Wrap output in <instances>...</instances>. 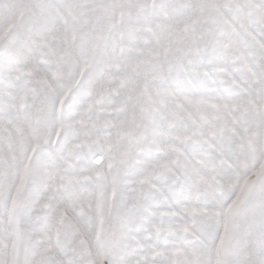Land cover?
<instances>
[{
    "label": "snow or ice",
    "instance_id": "6c2138e0",
    "mask_svg": "<svg viewBox=\"0 0 264 264\" xmlns=\"http://www.w3.org/2000/svg\"><path fill=\"white\" fill-rule=\"evenodd\" d=\"M0 264H264V0H0Z\"/></svg>",
    "mask_w": 264,
    "mask_h": 264
}]
</instances>
